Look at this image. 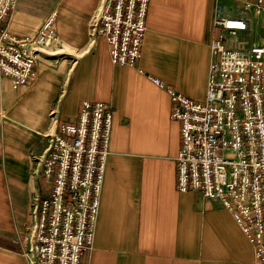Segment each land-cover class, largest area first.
<instances>
[{
	"label": "crops",
	"instance_id": "1",
	"mask_svg": "<svg viewBox=\"0 0 264 264\" xmlns=\"http://www.w3.org/2000/svg\"><path fill=\"white\" fill-rule=\"evenodd\" d=\"M219 3L247 20L239 38L264 44V10L237 0H150L142 56L130 66L113 63L107 40L92 35L103 0L17 1L5 22L14 35H35L54 17L59 39L38 50L29 85L14 88L0 75V264H27L22 252L49 195L42 167L51 136L84 100L109 104L113 119L96 237L81 264H255L221 202L177 188L181 124L167 89L205 99Z\"/></svg>",
	"mask_w": 264,
	"mask_h": 264
},
{
	"label": "built area",
	"instance_id": "2",
	"mask_svg": "<svg viewBox=\"0 0 264 264\" xmlns=\"http://www.w3.org/2000/svg\"><path fill=\"white\" fill-rule=\"evenodd\" d=\"M17 1L0 0V75L14 88L35 80L38 50L59 39L54 17L35 35H14L5 22ZM237 1L256 13L264 10V0ZM149 3L103 0L93 16L92 35L107 40L113 63L140 61ZM232 12L220 3L215 10L205 99L167 89L172 116L181 124L177 188L221 202L252 244L254 263L264 264V44L239 38L248 22ZM5 118L0 110V125ZM112 119L109 104L84 100L75 118L58 123L42 167L49 195L37 205L35 232L22 252L27 264H81L93 247Z\"/></svg>",
	"mask_w": 264,
	"mask_h": 264
},
{
	"label": "rangeland",
	"instance_id": "3",
	"mask_svg": "<svg viewBox=\"0 0 264 264\" xmlns=\"http://www.w3.org/2000/svg\"><path fill=\"white\" fill-rule=\"evenodd\" d=\"M232 13H233V12H232ZM233 14H234V13H233ZM235 15H236V14H235ZM41 27H42V26H41ZM36 34H37V33H36ZM229 38H231V37L228 36V39H229ZM228 39H227V40H228ZM231 39H232V38H231ZM48 43H49V42H48ZM232 43H233V42H232ZM232 43L228 44L227 41H226V45H228V46H232V45H233ZM37 62H38V61H37ZM36 65H37V63H36ZM35 68H36V66H35ZM36 71H37V70H36ZM208 74H209V73H208Z\"/></svg>",
	"mask_w": 264,
	"mask_h": 264
}]
</instances>
